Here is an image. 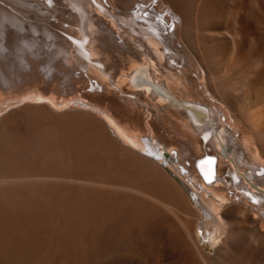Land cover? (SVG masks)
Instances as JSON below:
<instances>
[{"label": "bare ground", "instance_id": "obj_1", "mask_svg": "<svg viewBox=\"0 0 264 264\" xmlns=\"http://www.w3.org/2000/svg\"><path fill=\"white\" fill-rule=\"evenodd\" d=\"M0 126V264H264V0H0Z\"/></svg>", "mask_w": 264, "mask_h": 264}, {"label": "rangeland", "instance_id": "obj_2", "mask_svg": "<svg viewBox=\"0 0 264 264\" xmlns=\"http://www.w3.org/2000/svg\"><path fill=\"white\" fill-rule=\"evenodd\" d=\"M104 3V2H103ZM37 37V36H36ZM37 38H39V37H37ZM38 42H40L39 40H38ZM47 50V48H45L44 47V50ZM5 53H7V52H4L3 54H5ZM46 55V54H45ZM44 55V56H45ZM81 71V70H80ZM42 72V71H41ZM84 73V71H82V74ZM85 78V77H84ZM86 79V78H85ZM64 82V81H63ZM91 85V83H89V86ZM70 89V88H69ZM87 89H89V90H86V92H90L92 89H91V87H88ZM81 92H83V91H81ZM70 105H74V103L73 104H70ZM29 115L30 116H32L33 114H30L29 113ZM29 116V117H30ZM31 123V121H30V119H29V124ZM1 127V126H0ZM0 129H2V128H0ZM2 131H4V130H0V132H2ZM162 133V132H161ZM193 207L194 208H196V206L193 204ZM29 224H31L30 222H29ZM29 230L31 231H39L40 232V230H38V229H33V228H29ZM153 236V235H152ZM135 237V239L136 238H138V236L137 235H135L134 236ZM154 237V236H153ZM153 237H151V235L150 236H148V235H146V237H144L145 239H147V242H146V240H145V242H143V243H141V247H142V249H141V247L140 248H138V252L140 253V255L142 256V258L143 259H145L144 260V262L146 263H148V264H181V262H182V260L178 257V253L174 250V248L173 247H168V245H167V243L166 244H164V242L163 241H160V240H157L156 238H153ZM143 240V241H144ZM156 240V241H155ZM151 241V242H150ZM203 241V240H202ZM155 243H157L156 245H155ZM155 245V246H154ZM168 247V248H167ZM204 249L206 248V252L207 253H209V254H213L214 253V249H212V248H209V246H207V245H205L204 247H203ZM169 249V250H168ZM32 251V252H31ZM145 251V252H144ZM162 251H167V258L168 259H166L164 262H166V263H164V262H162V260H163V254H161V253H163ZM173 251V252H172ZM48 252L49 251H42V250H29V257L30 256H32V258H31V260L29 259V264H67V260L64 258V257H62V256H60V255H54V256H49V257H47L46 255L48 254ZM41 253V254H40ZM52 252H50L49 254H51ZM160 253V254H159ZM168 253H169V256H168ZM40 254V255H39ZM144 254H146L145 256H144ZM173 254V255H172ZM153 255V256H152ZM162 255V256H161ZM38 258H37V257ZM42 257H43V259H42ZM44 257H45V260H44ZM146 257V258H145ZM161 257V262L162 263H160L159 261V258ZM170 257V258H169ZM51 258V259H50ZM156 259V260H155ZM48 260V261H47ZM151 260V261H150ZM154 261V262H153ZM51 262V263H50ZM151 262V263H150ZM146 263V264H147Z\"/></svg>", "mask_w": 264, "mask_h": 264}]
</instances>
